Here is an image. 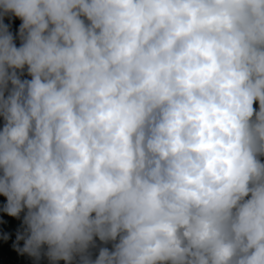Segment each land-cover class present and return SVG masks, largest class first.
<instances>
[{
	"label": "clouds",
	"instance_id": "1",
	"mask_svg": "<svg viewBox=\"0 0 264 264\" xmlns=\"http://www.w3.org/2000/svg\"><path fill=\"white\" fill-rule=\"evenodd\" d=\"M0 117V264H264V0H0Z\"/></svg>",
	"mask_w": 264,
	"mask_h": 264
},
{
	"label": "rangeland",
	"instance_id": "2",
	"mask_svg": "<svg viewBox=\"0 0 264 264\" xmlns=\"http://www.w3.org/2000/svg\"><path fill=\"white\" fill-rule=\"evenodd\" d=\"M3 206L0 204V225H4L11 233V236L16 239V234L18 231H22V220L23 213L21 214V218L17 219L15 217L8 216L5 212H3ZM7 242L10 244H14L15 241L8 239ZM0 249H2V245L0 244Z\"/></svg>",
	"mask_w": 264,
	"mask_h": 264
},
{
	"label": "trees",
	"instance_id": "3",
	"mask_svg": "<svg viewBox=\"0 0 264 264\" xmlns=\"http://www.w3.org/2000/svg\"><path fill=\"white\" fill-rule=\"evenodd\" d=\"M6 22H8V23L11 24V31L13 32V34H15V33H16V30L14 29V27H13V25H12V22H11V21H6ZM22 78L29 79V78L26 77V76H25V77H22ZM255 107L258 108V103H257V105H255ZM261 160H262V162H264V157H261ZM0 228L4 229L5 232L9 234L10 239L13 240L10 231H9L4 225H0ZM15 241H16V239H15ZM20 246L23 247V241L20 242Z\"/></svg>",
	"mask_w": 264,
	"mask_h": 264
},
{
	"label": "crops",
	"instance_id": "4",
	"mask_svg": "<svg viewBox=\"0 0 264 264\" xmlns=\"http://www.w3.org/2000/svg\"><path fill=\"white\" fill-rule=\"evenodd\" d=\"M28 77V78H30L28 75H27V72H26V70H25V74H24V76L23 77ZM2 127H3V118L2 117H0V130H2Z\"/></svg>",
	"mask_w": 264,
	"mask_h": 264
},
{
	"label": "built area",
	"instance_id": "5",
	"mask_svg": "<svg viewBox=\"0 0 264 264\" xmlns=\"http://www.w3.org/2000/svg\"><path fill=\"white\" fill-rule=\"evenodd\" d=\"M13 21L17 23L18 27L21 25V20L19 18H14Z\"/></svg>",
	"mask_w": 264,
	"mask_h": 264
}]
</instances>
